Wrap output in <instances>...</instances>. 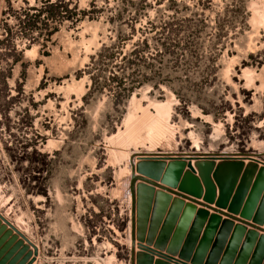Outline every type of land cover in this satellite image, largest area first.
I'll return each mask as SVG.
<instances>
[{
    "label": "rangeland",
    "instance_id": "1",
    "mask_svg": "<svg viewBox=\"0 0 264 264\" xmlns=\"http://www.w3.org/2000/svg\"><path fill=\"white\" fill-rule=\"evenodd\" d=\"M72 1L91 13L25 34L17 18L42 0H0V264H205L209 255L214 264H264L256 240L244 248L230 233L212 249L223 220L264 235V0ZM168 17L187 28L158 76L119 102L108 90L87 95L86 66L103 44L117 32L134 30L136 39L147 22ZM138 101L151 115L154 103L169 113L171 128L151 152L147 140H109L128 113L140 115ZM197 160L207 175L196 170L200 179L189 177L186 191L174 169L156 182L161 189L135 172L141 161ZM228 162L242 165L237 182L217 173ZM245 175L239 212L217 207ZM199 181L202 199L194 196ZM140 185L153 190L143 221L130 193ZM185 206L217 216L203 238L202 214L180 222Z\"/></svg>",
    "mask_w": 264,
    "mask_h": 264
},
{
    "label": "trees",
    "instance_id": "2",
    "mask_svg": "<svg viewBox=\"0 0 264 264\" xmlns=\"http://www.w3.org/2000/svg\"><path fill=\"white\" fill-rule=\"evenodd\" d=\"M91 11H76L72 0L64 3L62 0H42L40 6L24 9V20L17 18V24L25 34H31L33 30L46 29L49 22L56 24L67 20L73 26ZM116 17L119 18V15ZM185 28L173 17H168L158 22H147L143 28L138 29L136 39H133L134 30L127 38L117 32L109 45L103 44L90 57L86 66L91 83L87 95L108 90L115 101L119 102L134 89L149 83L151 78L158 76L163 57L176 58L175 50L181 45L179 38L186 31ZM148 34H152V37H148ZM45 36L48 38V33ZM191 46L184 43L186 49ZM4 77L0 71V81H4Z\"/></svg>",
    "mask_w": 264,
    "mask_h": 264
},
{
    "label": "water",
    "instance_id": "3",
    "mask_svg": "<svg viewBox=\"0 0 264 264\" xmlns=\"http://www.w3.org/2000/svg\"><path fill=\"white\" fill-rule=\"evenodd\" d=\"M142 162H148V163H142ZM143 164L149 166L150 169H147L146 166H141ZM153 166H157V167H153ZM159 166H160V164L153 163L152 161H141L140 164L137 165L138 173L140 175V177H138V178L143 183H146L148 186L150 185V186L158 187L160 189L163 188L161 185H158L156 183L163 176V175H161L160 171H158V169H157ZM186 167L192 173L194 172V170L192 169L190 163H188L186 165ZM240 169H242V165H240L238 163H233L232 164V163L228 162L226 165H222L221 167H219L217 173H220V172L224 173L225 170H226L224 179L227 176H230V178L234 179L233 180V183H234V181L237 182V180L239 179ZM202 172H203V174H206L207 170L204 169V170H202ZM247 172L253 174L252 168H251V170H249ZM210 173H212V172L209 171V174ZM143 176L147 177L148 179L144 178ZM243 176H242V178H243ZM245 176L247 177V180H248L247 183L243 184L242 183V179H241L240 184H239V186L236 187V189H232L231 190L230 186H229L228 187V192L230 190H231V192L229 194L227 193V198H226L227 201H225V203L221 201L220 203L217 204V207H219V208H227V211L230 212V213L237 214L239 212L238 211V206L245 199L246 193L248 192V188H249L250 183H251V181L248 178V176L247 175H245ZM207 178L210 179L209 176ZM236 182H235V184H236ZM205 186L207 188V185H205ZM234 188H235V186H234ZM233 190H236V191L234 192V194L232 196ZM130 193H131V200H132L133 204L136 202V199H137V207H138L139 212L142 215V217H141V215L139 214V220L142 218V221H143V218L146 217V215L148 213V210L150 209V206H151V203H152L153 190H152L151 187L148 188L146 186L140 185V186L136 187V191H133V188H131ZM177 195L181 196L180 194H177ZM230 198H231V200H230ZM226 204H228L229 206L226 207L225 206ZM201 206L203 207L204 205L201 204ZM204 208L208 209L210 207L204 206ZM189 209H191L190 206L189 207L185 206L184 210L183 211L181 210L182 218H181L180 222H183V221L187 222V220H191L194 215H195L196 218H198L200 216V214L203 215V216L200 217L202 219L201 222H205L206 221V218H207V212L206 211L201 210L196 215V213H195L196 209H195L194 206L191 209L194 212L189 211ZM240 216L242 218H245L246 220H250L252 218V214L248 215L247 213H246V215L242 213V214H240ZM213 221H214V223L218 222V218L214 214L211 215L210 218H208V222H207L208 225H207L203 235L206 234L207 230L209 229V226H211ZM253 221H254V218H253ZM184 222H183V224H184ZM219 226H220L219 227V233L216 236V240L217 241L212 246L213 253L215 251L217 252L219 250V248H220V246L218 244H221L222 241H218V240H220V238H226V237L228 238L230 233H231L230 241H232V243L236 244V243H239L240 241H242L244 239L243 245H244V248H246L247 246L245 247V242H246V244H250V242H254V240H256L257 244H256V248H255V251H254V255H256V254L259 255L260 253L264 252V235H258L253 230H250V231L247 232L246 229L243 226H240V225L234 226V223L232 221H230V220H223L219 224ZM202 228H201V230H202ZM200 232L201 231H199V235H200ZM203 235H202V238H203ZM217 246L219 248H217ZM139 249H142V248L140 247ZM143 249H144V246H143ZM132 255H133V251H132ZM210 257H211V255H209L207 257V260L205 261V264H214L215 263L214 261H210ZM185 258H189V257L187 256ZM252 258H254V256ZM150 264H152V263H150ZM156 264H166V263L160 261V262H158ZM249 264H252V262L250 261Z\"/></svg>",
    "mask_w": 264,
    "mask_h": 264
},
{
    "label": "bare ground",
    "instance_id": "4",
    "mask_svg": "<svg viewBox=\"0 0 264 264\" xmlns=\"http://www.w3.org/2000/svg\"><path fill=\"white\" fill-rule=\"evenodd\" d=\"M246 74H249V72L247 73V72H245L243 70L242 71V76H245L247 78ZM134 100H135V96H134V94H132L131 98H130V101L133 102ZM136 103H137L136 104L137 109L140 110V115L137 116L134 113L133 114H129L128 113L127 116L125 117L124 122H123V130L122 131L118 130L115 135H111L110 136L109 140H112L114 138H117V139L121 138L122 140H120V142H122V143L124 142L127 145H128V143H133V144L135 143L136 144L138 142L141 143L142 140H147L150 143L149 148H148V152H151V151H153V149H154L153 147L155 146V143L153 142V139L155 137L159 138L164 133H167L169 128H171V127H169V124H168L169 113L167 114V110L165 109V106L162 103H154V104H152L153 108L155 109V115H151L148 112L147 107L146 108H141V106L139 104V101L136 102ZM149 105H151V104H149ZM126 144H124V145H126ZM120 154L121 155L123 154L122 157L124 156V158H126V157H128L130 155L129 152L128 153L127 152L126 153H119V155ZM152 162L156 163V164H160V166L157 169H158V171H160L161 175H163V176L165 174H167V175L170 174V171H172V169H174L176 171V178H178V180H177L178 184H175V185L179 186V187L181 186L180 187L181 189H185L183 191H186L189 188L190 179L188 180V178L189 177L193 178V179H195V181L199 180L200 179L199 175H198V177H196L195 176V171L197 170V174L198 173L200 174V170L201 171L204 170V167L206 166V165H204L203 167L201 166L202 164L205 163L203 161H198L197 160V163H195L194 165H193L194 161L189 162L191 167L193 166L192 169L194 170V172L192 173L186 167L184 162L183 163H177V162L172 161V162H170L168 164H166L165 161L164 162H162V161L161 162L152 161ZM142 163H148V162H142ZM141 166H146L147 169H150L149 166H147L145 164H143ZM207 166H208V164H207ZM207 166L205 168H208ZM153 167H157V166H153ZM185 167L187 168V170H185ZM194 167H195V169H194ZM135 169H136L135 172L137 173V176H138L139 175L138 168L136 167ZM178 169H180V171H178ZM159 181H160V183L167 182L164 179V177H162V179L159 180ZM171 185L174 186V183H172ZM196 190H197V192H196L197 194H194V196H196V198H198V199H202V196L199 195L202 192V190H203V186L200 184V181H199L198 189H196ZM160 199H162V198H160V195H159L158 200H160ZM129 200L130 199L128 197V203H130ZM165 201H166V199H165ZM169 206H171V205H169ZM197 209L206 211V210L202 209L201 207L200 208L197 207ZM206 212H207V218H206V221H205V223L203 225V230L200 233V237L203 235V233H204V231H205V229H206V227L208 225L207 224L208 218H210L211 215H213L212 212L211 213H209V211H206ZM127 227L129 228V226H127ZM249 230L250 229H248V231ZM128 245H129V243H128ZM142 254H144V253L141 252L140 250L135 253L136 256L142 255ZM157 261L160 262V260H157ZM153 264H155V263H153Z\"/></svg>",
    "mask_w": 264,
    "mask_h": 264
}]
</instances>
